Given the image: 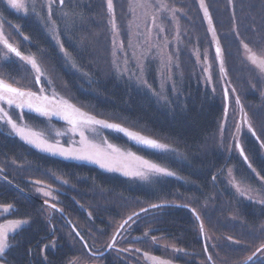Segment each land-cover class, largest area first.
<instances>
[{
    "label": "trees",
    "instance_id": "trees-1",
    "mask_svg": "<svg viewBox=\"0 0 264 264\" xmlns=\"http://www.w3.org/2000/svg\"><path fill=\"white\" fill-rule=\"evenodd\" d=\"M167 1L184 12L185 19L181 18V21L191 38L190 43L199 44L202 49L210 48L217 71L213 78L215 87L212 76L209 84L205 85L195 59L185 52L180 69L183 75L177 85L180 94L170 105L162 106L152 95L111 72L106 0H65V4L59 5L54 14L70 63L83 76H78L75 70H71L72 66L67 65L65 55H61L59 48L50 41L41 23L17 19L19 30L29 37L28 40L23 38V41L32 48L34 55L44 58L55 70L53 74L58 77L56 86L67 87L72 99L88 109L144 129L151 137L177 149L179 157L174 160L142 152L141 156L164 163L176 176L165 179L166 182L155 186L154 191L135 188V184L97 167L37 153L15 135H10L5 126H0V168L12 182L9 184L0 180V204H12L15 208L11 214L0 210V223L5 220H30L27 228L16 235L19 243L8 255L12 264H78L82 261L86 264L93 261L96 264H149L152 262L150 257L172 261L173 264H244L251 250L264 241V236L257 231V225L264 222V205L236 198L224 177L232 166L242 180L249 177V170L252 169L264 176V149L260 147V142H264V113L258 119L252 116L251 120L260 141L246 134L239 139L249 157L247 162L231 137L222 147L219 146L218 133L225 118L226 106L223 87L228 85L221 79L215 42L208 31L207 20L203 19L198 0ZM121 3L124 5V0H114L116 7ZM205 3L212 13L224 51L228 80L234 81V85L231 81L229 87L242 82V87L248 89L249 81L245 77L249 75L254 79L255 74L243 62L242 53L246 50L240 41L247 43L256 54L264 50V2L235 0V23L228 0H205ZM234 28L240 33L239 40L232 35ZM225 34L230 38L226 40ZM102 46L105 47V54L100 51ZM7 69L15 70L12 65ZM149 76L154 80V69L150 68ZM31 86L28 84V88ZM238 87H235L236 90ZM185 104L186 108L183 107ZM180 154L187 155L188 160H180ZM51 175H59L67 183H56L54 178L49 177ZM213 175L217 177L215 181L211 179ZM35 179L56 187V204L62 212L51 210V214L47 213L49 207H44L42 199L34 194L36 186L32 181ZM14 185H19L23 193ZM162 202L188 204L195 208L204 222L205 234L212 237L215 247L203 240L199 223L188 208H149L147 213L133 218L135 223L130 221L124 227L111 251L99 255L107 251L119 224L129 215L148 208L150 204ZM68 221L76 225V230L88 241L91 251L82 247L74 233L72 237L68 235L72 231ZM52 225L55 226L54 235ZM145 232H148L147 237ZM152 236L157 237V242L152 241ZM229 236L232 241L227 239ZM52 240L56 241L57 247L45 250L46 262L41 249ZM237 240L240 243H234ZM173 246L183 249L186 255L175 252ZM137 248L139 252H135ZM29 249H32V255H29ZM145 253L148 255L145 256ZM208 254H211L212 261L207 260Z\"/></svg>",
    "mask_w": 264,
    "mask_h": 264
},
{
    "label": "snow or ice",
    "instance_id": "snow-or-ice-1",
    "mask_svg": "<svg viewBox=\"0 0 264 264\" xmlns=\"http://www.w3.org/2000/svg\"><path fill=\"white\" fill-rule=\"evenodd\" d=\"M264 2V0H262ZM7 5L15 9L17 12H21L24 16H34V18L42 23V26L50 33L52 38L56 41L57 45L60 48V51L64 53L65 57L69 56L68 51L65 49L62 40L60 39V33L57 30L56 22L52 19L53 7L57 3L63 6L65 0H44L43 5L40 7L47 9V15L41 14L37 11L36 0H6ZM199 7L203 10V19L207 20L208 31L211 32L212 40L215 42V56L219 61V72L221 74V79L227 82L228 86L223 87V99L224 101L234 100L236 106L239 107L241 112V122L235 125V133L232 135V140L235 141V147L238 150L239 154L245 162L249 160V157L245 155L244 148L239 143V137L241 134L242 128L246 127L248 132L252 134L253 137L260 141L259 136L256 135V132L252 126V123L249 120L247 112L244 110V105L241 101L239 94H236L234 97H230L229 92L236 93L235 87H229L231 81L228 80V70L225 67V58L224 51L220 44V38L217 34L216 27L213 22L212 13L209 10L208 5L205 3V0H198ZM136 4L145 9H154L155 11L149 16L150 27H148L147 35L141 32L134 31L133 22L130 21L128 24V47L133 48V39L138 36H145V43L148 44V47L144 49L139 55L133 51L132 58L135 63V70L129 66V60L127 59L128 53L125 51V46L123 40H118L119 29L115 24V4L114 0H106V7L108 13L111 14L109 23L112 25L114 36L112 39V65L115 69L116 75L123 78L127 75L129 80H134L138 87L144 88L148 93H151L153 96L160 98L161 93L152 87L148 81L144 78L145 65L144 61L148 58V54L151 49L155 47L157 49L156 57L160 61V72L163 74V79L160 82L159 87L161 89L165 88V85L171 83L173 89L176 88V82L173 80L172 67L175 64L176 67H179L178 63H175L179 58V48L175 49L173 52H169L168 45L172 43L169 41L167 36L164 35L163 27V18L159 17L158 13L161 10H167L171 13V20L178 21L176 13L181 11L174 6H170L164 2V0H136ZM228 4L231 7V15L233 22L235 23V0H228ZM129 11L133 14L136 11V7L133 5V0H129L128 4ZM158 20L160 23H158ZM4 23L6 21L0 20V49H3V56L0 57V67L9 62H16L19 66L23 67L24 65H30L31 70H34L33 80L36 84H40L41 78L44 75L40 64H38L37 59L32 54L23 53L18 46L10 42V39L5 34ZM51 25V27H49ZM11 26V25H10ZM155 28V38L160 41L158 44H152L150 41L153 38L152 29ZM16 30H19V27L16 26ZM23 35L22 32H20ZM232 35L239 40L240 33L235 28L233 29ZM24 40H28L29 37L23 35ZM229 35L225 34V39H229ZM175 40L179 39V33L177 32ZM243 44L245 50L251 51L249 45L240 41ZM117 50L121 51L124 54L123 67L118 60L120 57L116 55ZM175 57V59H174ZM198 59V57H197ZM252 63L255 65L257 63L254 57L251 58ZM210 65L205 66V71H208ZM258 76L261 79H264V61H261L258 66ZM165 70L167 72L165 73ZM9 77L14 79L11 76V73H8ZM206 81L211 80V76L205 78ZM50 84L51 81L49 80ZM252 88L255 89V85H252ZM215 92V88L212 89ZM0 126H7L10 128V135L18 136L23 142L28 145L39 149L41 152L50 153L51 155H58L64 159H74V160H85L91 161L96 164H99L101 168L108 169L110 171H119L122 172L125 176L139 179L147 184H160L168 177H175L176 173L169 169V167L164 166V163H157L151 159H147L144 156L137 155L132 151H122L120 148L116 147L114 144L109 143L106 137L101 136L99 143H96L93 140L88 138L86 131H90L94 134H98L102 129L112 130L118 133H122L124 136L129 138L131 141H134L136 145L140 146L144 150H152L154 154L165 157L176 159L178 152L177 149L173 148L167 143H163L158 139L152 138L147 135H143L140 132L130 130L127 127L122 126L120 123L109 122L104 119H98L96 116L90 115L83 112L81 109L77 108L75 105L71 104L67 100L59 99L55 95L45 94V88L43 85L39 88L37 92L30 90H24L20 87H14L12 84L6 83L4 80L0 79ZM186 108V104L183 105ZM7 109V110H6ZM15 109L17 112V119H13L12 115L9 114L10 110ZM24 109H27L30 112H34L42 117H51L56 116L66 121L70 126L69 131L64 135L69 137V146L64 147L59 139H56L55 142H50L49 139L45 138L42 132L32 131L23 121ZM227 117V108H225V118ZM79 135V139H73L76 135ZM57 136L61 135L60 133L56 134ZM221 146H223L221 141ZM260 147L264 149V142H260ZM180 160L187 161V155L180 154ZM177 160V162H180ZM251 168V164L248 165ZM255 172V169H252ZM259 175V173H256ZM213 181L217 179L216 175L211 177ZM260 179L264 181V176H260ZM0 180H3L6 183L11 184L12 182L8 179V176L4 175V170L0 168ZM62 183H67L66 180H62ZM37 187V191L41 193L44 197H51L52 191L51 185H43V182L36 180L33 182ZM18 190L23 193L22 189H19V185H14ZM237 191H240L237 188ZM254 191V190H252ZM241 195H245L244 191H241ZM248 199H253L251 195H248ZM261 205H264V199L259 200ZM44 204L48 205L49 209L53 212L59 211L62 212V209L57 208L56 203H50L48 199L44 200ZM165 207H183L188 208L189 211L194 215L196 221L199 223V231L201 234L204 233V222L201 219L199 213L195 208L190 207L188 204H177L175 202H162V203H153L150 204L148 208H141L140 212H133L119 225V229H123L125 225L132 221L135 223L134 217H139L141 213H147L149 208L152 209H163ZM0 210L11 214L15 211V208L12 204H0ZM91 215V213H89ZM30 223V220L25 219H16L7 221V225L0 224V264H12L8 259V255L12 248L16 247L19 241L16 240V235L18 230H22V226ZM71 224V221H68ZM72 231L68 234L70 237L73 236L78 239V242L81 243L82 247L91 251L88 245V241L85 240L84 236L76 230V225L71 224ZM53 235L55 234V226H51ZM257 231L260 235L264 236V222H261L257 225ZM120 235L119 230H117L111 242L107 245L108 248H113L116 242V237ZM144 236H148V232L144 233ZM11 237V240H10ZM153 242H157V237H151ZM229 241H232L233 238L229 236L227 238ZM234 243H240V241H234ZM57 247L56 241L52 240L49 243L43 245L41 249V255L44 261L47 262L48 258L44 255V252L48 248L55 249ZM215 247V245H212ZM173 250L177 253H184L183 249H178L173 246ZM118 251L131 252L132 249H119ZM140 249H135V252H139ZM204 251L207 253V245L204 247ZM29 255H32V249L28 250ZM96 255V253H93ZM103 256L104 253H99ZM148 254L145 253V256ZM150 259L158 260L159 258L150 257ZM207 260L212 261L211 254L207 255ZM72 264V262H70ZM159 264H166L164 261H159ZM214 264V262H213ZM244 264H264V241H262L259 246L251 250V254L244 259Z\"/></svg>",
    "mask_w": 264,
    "mask_h": 264
},
{
    "label": "rangeland",
    "instance_id": "rangeland-1",
    "mask_svg": "<svg viewBox=\"0 0 264 264\" xmlns=\"http://www.w3.org/2000/svg\"><path fill=\"white\" fill-rule=\"evenodd\" d=\"M3 2L6 3V0H3ZM164 2L170 6H174V7L178 8L176 5L169 3V1H167V0H164ZM43 3H44V0H36L37 11L41 12V14L46 16L47 15V9L40 7L41 5H43ZM128 4H129V0H124V5H122V3H121L119 6H117V7L115 6V24H116L117 28L119 29V35H118L117 39L123 40L124 46H125V51L128 53L127 59L129 60V66L131 68H133V70H135L136 66H135L134 60L132 58V53H133V51H135L139 55L141 52L144 51L145 48L148 47V44L145 43V36H138L135 39H133V41H132L134 47L129 48L128 47L129 37H128V32H127L128 24L130 21H132L134 31L141 32V33H144L145 35H147L148 27H146V24H148V26L150 27L149 16L155 10L154 9L141 8L136 4V0H133V5L136 7V11L133 14L132 12L129 11ZM58 7H59V3H57L53 7L52 19L54 21H55V18H54L55 15L54 14H55L56 9ZM178 9H180V8H178ZM4 11L6 14L5 18L3 19V21H6V23H4V31H5V34L8 36V38L10 39V42H12L16 46H18L19 49L23 53L34 55L32 48L31 47L29 48L26 45V43L23 41V35L20 34L21 31L16 30V26H18V24H16V23H17V19H22L23 21L29 20V21H31V23L34 22L36 24L41 23V22L37 21L34 18V16L29 15L26 17V16H24L23 13L17 12L15 9H12L9 6ZM7 15H9L10 18H12L11 22L8 20ZM158 15H159V17L163 18V21H164V23H163V27L165 29L164 35L167 36L169 41H172V43H170L168 45L167 50L169 52H173L175 49L179 48V58H178V60L175 61V63H178L179 67H176L175 64L172 67L173 80H175V82H176V88L175 89H173L171 83L166 84L165 88H163V89H161L159 87L160 82L163 79V74L160 72V61H159V58L156 57L157 49L155 47H153L151 49L150 53L148 54V58L145 59V61H144V65H145L144 78L148 81V83L150 85H152V87L154 89H156L158 92L161 93L160 98H157V97L153 96L151 93H148L144 88L138 87L134 80H129L127 78V75H125L123 78L116 75L115 69L112 65V59H113V56H112V39L114 36V31H113L112 25L109 23V19L111 17V14L108 13V11L105 13V20H107V27H108V31H109V34H108L109 39L107 38V40L110 42L109 47H108L109 48L108 52H109V63H110L111 72H113V74H115L116 77L124 79L127 82H129L130 84H133L137 89H139V90L141 89L144 92L152 95L154 97V99L156 100V102L158 104H160V106H162V105H170V102L173 99L176 100L178 98V95L180 94L178 92L179 89L177 88V85H178L179 79L183 75V71H181L180 69H181V62H182L181 58L185 52H189L190 55L193 56V59H195L198 72L200 73L201 79L203 80V83L205 85L209 84L205 78L210 75V76H212V80H213L214 75H215V71H217V69H216L215 60L213 61L211 56H210V53H211L210 48L203 47V49H202L201 47H199V44H195V43L191 44L190 43L191 38H189L186 27H183V23L181 21V18H182V20L185 19L184 18L185 14L182 10L176 13L177 17H179L178 21L171 20L170 19L171 13L168 12L167 10H161L158 13ZM0 20H2L1 17H0ZM158 23H160L159 20H158ZM49 27H51V25H49ZM57 30L59 31L58 27H57ZM45 31L48 33L50 41H52V43L55 44L57 46V48H59L56 41L52 38V36L46 30V28H45ZM155 32H156V29L153 28L152 29L153 38L150 41V43H152V44L160 43V41L155 38ZM177 32L179 33V39L175 40L174 37H176ZM214 47H215V43H214ZM104 50H105V47L102 46L100 51L104 52ZM3 52H4V50L0 49V57L3 56ZM59 52L61 55H64V53H62L60 51V48H59ZM104 54H105V52H104ZM116 55L118 57H120V59L118 60V63H120L121 66L123 67V61L125 59L124 54L121 51L117 50ZM34 56L37 59L38 64H40L42 71L44 73V75L41 78L39 88L41 87V85H43L45 88V94L50 95L52 93H55L57 98L67 100L71 104L75 105L77 108L81 109L83 112L88 113V114L93 115V116H96L98 119H104V120H107L109 122L120 123L122 126L127 127L130 130L137 131L143 135L150 136V134L142 128L140 129L139 127H135V126L133 127L131 125L129 126L127 123H123V121H121L120 119L118 120L115 117L105 116L102 113H100V111L95 112L94 109H92V108L88 109V108L76 103V101H74L72 99V97L68 94L69 92L67 90V87H65L64 85L59 86V87L56 86L55 82L57 81L58 77L53 74L55 72V70L53 71V68H51L52 65L51 64L49 65L44 58H41V57L39 58V56H36V55H34ZM197 57H198V59H197ZM242 57H243V62L245 64L246 68H250L254 72L255 77L253 79V78H250L249 75H247L245 78L249 81V88L248 89L243 88L242 87L243 83L240 82L239 85H237L240 87L237 88L236 93H231V91H230V97H234L236 94H239L242 103L244 102V104H243L244 110L247 112L249 120L252 123V126L254 128V123L251 121L253 118L252 116H254V118L256 117L258 119V118L262 117V115L264 113V79H261L258 76V68H257L258 64L261 61H264V50H259V52H257V54L254 50H251V51L246 50L242 53ZM252 57H254L257 61V63L255 65L252 63V59H251ZM64 58L66 60L67 65L72 66L71 67L72 71L75 70V72L77 73L78 76H83L82 74H80L78 72L76 66H74L73 63L72 64L70 63L71 59L69 57H67V58L64 57ZM174 59H175V57H174ZM9 64L13 65V67L15 68L14 71H12L11 69L8 71L7 67L9 66ZM9 64L7 63V64H4L2 67H0V79L4 80L6 83L12 84L14 87H20L24 90H30L33 92H37L39 90V88L36 87L35 82L33 80L34 70H31L30 65H24L23 67H21L16 62H9ZM206 65L211 66L208 71H205ZM150 68L154 69V71H155L154 80L151 76H149ZM110 70H108V71H110ZM166 72H167V70H165V73ZM8 73H11V76L14 77V79L10 78ZM230 79H232V78H230ZM49 80L51 81L50 84L48 83ZM58 81H60V80L58 79ZM231 81H232V84L234 85L233 79ZM254 81H256L257 83H254ZM213 82H214V80H213ZM236 82H237V80H236ZM215 83L216 82H214V87H215ZM28 84L30 86L31 85H33V86L28 88ZM252 85H255V89L252 88ZM237 86H235V87H237ZM0 106H2V105H0ZM226 107H227V102H226L225 108ZM224 112H225V110H224ZM228 113H229V116L227 115L228 119L226 120L224 118V121L221 122L222 123L221 130L218 133V134H220L219 135V137H220L219 146L220 147H222L221 141H222V144H225V141L229 137H231V139H232V135L235 133V125L241 122V112H240L239 107L235 105L234 100H232L231 103L229 101V106L227 108V114ZM9 114L12 115L13 119H17V112L15 109L10 110ZM23 121L32 131L42 132L44 137L49 139L50 142H55L56 139H59L60 143L64 147L69 146V137L67 135H64V134L69 131L70 126L67 124L66 121H63L59 117L53 116V117H51V119H49L48 117H42V116H39L38 114H36L34 112H30L27 109H24ZM5 127L10 132V128L7 126H5ZM254 130H255V128H254ZM57 133H60L61 135L57 136L56 135ZM244 134L249 135V136L252 135L250 132H248L246 127L242 128L239 139H243ZM86 135H88V138L90 140L94 139V141L96 143H99L101 136L106 137L107 141L109 143L114 144L116 147L120 148L122 151H132V152H135L137 155L142 154V152H144V151H147L149 153H153V151L150 149L149 150L142 149L140 146L136 145L134 141H131L129 138L124 136L122 133H118V132H115L112 130L102 129V130H100V132L98 134H94L90 131H86ZM16 137L22 143H25L18 136H16ZM73 139L78 140L79 135L77 134L75 137H73ZM231 141L235 142L233 140H231ZM26 145L30 149H33V151H36L37 153L43 154L44 156L46 155V156L51 157L53 159L57 158V159H61V160L65 161V162H72V163H76V164H83V165H87V166L90 165V166L97 167L99 170H102L103 172H106L112 176H115V177H118L121 179L123 178L126 182H129L131 184H135V188L141 187L142 189L147 188L148 190L152 189L154 191L153 188H156L155 186L159 187L162 184V183H160V184H147L143 181H140L139 179H134V178L125 176L122 172L110 171L108 169L101 168L99 164H96V163L91 162V161L64 159L61 156L51 155L50 153L41 152L39 149H36L35 147H33L31 145H28V144H26ZM177 157H179V153H178ZM170 159H172V158H170ZM19 167L22 168V166H19ZM249 171H250L249 177H247V179L242 180L239 177H237L235 167L232 166L229 169H227V172H226L224 177H225V180L227 181L229 188H231L233 190V194L236 198H238V199L243 198L248 203H252V204L254 203V204L261 205L259 203V200L264 199V181H262L260 179L261 175H257L256 171L255 172H253V170H249ZM49 177L54 178L56 183L58 182L59 184H65V183L61 182L62 180H64V178H62L59 175H51ZM168 178L171 179V177H168ZM168 178H166V179H168ZM36 180L37 179H35V181ZM32 182H34V181H32ZM42 182H43V185H45V186L49 185L45 181H42ZM165 182H166V180H164V183ZM34 186H36V185H34ZM37 187H39V186L34 187V194H35V196L40 197L42 199V203L45 199H48L50 203H56L57 202V197H58V196H56L57 190H55L56 187L54 185L51 186V189H48V190L52 191L51 197H44L41 193H39L37 191ZM237 188L240 191H237ZM252 190H254V191H252ZM241 191H244L246 194L241 195L240 194ZM248 195H251L253 197V199H251V200L248 199ZM44 207H48V205H46ZM57 208H58V206H57ZM4 213L6 214L7 212H4ZM47 213L51 214V209L49 210V208H47ZM7 221H9V220H5V222H1L0 224L7 225ZM28 225L29 224L22 226V229L27 228ZM20 231L21 230H18V233ZM202 236H204V241L205 242L207 241L206 242L207 244L209 243L212 245V241H213L212 237H210L209 235H206L205 232L202 234ZM10 240H11V237H10ZM152 261L153 262L150 261L149 264L155 263L156 260L152 259ZM164 262H166V264H173L172 261H169V262L164 261ZM73 264H75V263H73ZM78 264H86V262L82 261V262H78ZM87 264H91V263H87ZM92 264H96V261H93Z\"/></svg>",
    "mask_w": 264,
    "mask_h": 264
},
{
    "label": "flooded vegetation",
    "instance_id": "flooded-vegetation-1",
    "mask_svg": "<svg viewBox=\"0 0 264 264\" xmlns=\"http://www.w3.org/2000/svg\"><path fill=\"white\" fill-rule=\"evenodd\" d=\"M6 8H8V5L7 3H4L3 0H0V17L2 18V20L5 18L6 14H5V11ZM4 15V16H3ZM7 18L8 20L11 22L12 21V18H10L9 15H7ZM9 64V63H8ZM9 66H11V64H9ZM13 66V65H12ZM159 261H164L162 259H158L155 261V263H152V264H159ZM153 262V261H152Z\"/></svg>",
    "mask_w": 264,
    "mask_h": 264
},
{
    "label": "water",
    "instance_id": "water-1",
    "mask_svg": "<svg viewBox=\"0 0 264 264\" xmlns=\"http://www.w3.org/2000/svg\"><path fill=\"white\" fill-rule=\"evenodd\" d=\"M38 86H40V84H38ZM228 106H229V101H227V107H226V108H228ZM39 200H40V199H39ZM40 201L42 202V200H40ZM43 205L46 206V204H44V201H43ZM125 226H126V225H125ZM125 226H124V227H125ZM123 229H124V228H123ZM123 229H119V232H121ZM117 237H118V236H117ZM117 237H116V239H117ZM203 240H204V236H203ZM112 249H113V248H111V249L108 248L107 251H106L104 254L108 253V252L111 251Z\"/></svg>",
    "mask_w": 264,
    "mask_h": 264
}]
</instances>
